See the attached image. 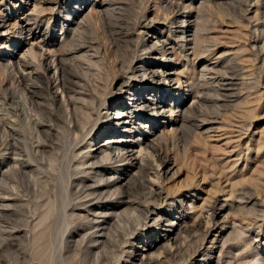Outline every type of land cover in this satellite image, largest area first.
Wrapping results in <instances>:
<instances>
[{
	"label": "rangeland",
	"instance_id": "1",
	"mask_svg": "<svg viewBox=\"0 0 264 264\" xmlns=\"http://www.w3.org/2000/svg\"><path fill=\"white\" fill-rule=\"evenodd\" d=\"M4 22L7 28L0 30V119L4 125L12 120L13 94L19 92L16 95L19 99L22 95L21 100L33 97L30 102L38 106L32 108L34 115L45 123L39 140L34 134L32 143L41 148L40 161L48 165L56 160L45 164L47 174L40 170L33 174L38 183L35 192L22 181L15 184L17 191L21 188L15 192L19 199L0 216V264H143L131 260L132 248L156 231V226L143 221L146 214L134 207L112 209L117 217L107 211L122 199L116 188L87 200L100 213L114 215L100 235L85 214L78 213L86 209L76 190L80 182L88 177V184L97 183L92 171L83 174L78 161L90 156L89 164L95 162L93 171L104 165L103 156L91 153L95 137L110 126L104 116L107 109L128 98L129 89L143 80L147 66L149 71L161 72L163 64L169 68L174 90L161 94L169 95L164 99V116L148 109L141 112L146 117L142 127L149 126L148 120L156 123L155 136L150 137L154 150L146 149L142 156L152 152L155 159L163 155L170 161L176 177L171 174L162 181L167 204L163 200L155 205L165 213L179 208V222L185 228L177 231L171 246L162 244L152 250L144 264H264V0H0V25ZM23 27L37 38L22 37ZM186 30L189 33L184 35ZM159 40L168 43L166 57L153 51ZM33 43L34 50L50 52L61 69L63 65L59 87L70 84L72 71L81 77L75 86L77 96L73 95L81 100L70 117L82 127L81 133L72 130L70 118L56 101L61 92L56 98L55 90L47 86L45 79L55 69L48 76L37 69L31 80L13 83L11 56L25 60ZM80 46L83 51L73 56L71 52ZM152 64H156L154 69ZM138 67L141 76L120 88L121 78ZM27 85L39 88L31 87L35 91L30 95ZM87 92L95 100L80 95ZM85 97L92 113L80 107ZM1 137L0 145L5 136ZM2 157L0 146L1 163ZM124 178L119 197L148 203L152 188L148 171L136 169ZM7 179L13 184L12 176ZM126 208L138 217L144 215L143 222L132 224L119 216ZM215 212H220L216 218ZM128 224L139 225L137 231Z\"/></svg>",
	"mask_w": 264,
	"mask_h": 264
},
{
	"label": "bare ground",
	"instance_id": "2",
	"mask_svg": "<svg viewBox=\"0 0 264 264\" xmlns=\"http://www.w3.org/2000/svg\"><path fill=\"white\" fill-rule=\"evenodd\" d=\"M58 1L59 0H47L48 3L49 2L53 3V2H58ZM25 22H26V20H25ZM4 23L0 25V30L3 29V28H7L6 27L7 24L6 23L4 24ZM152 24H154V23H152ZM20 29H21L22 37H24L25 39L30 40V38H32V40H34V39L37 38L35 35L32 36L30 29H26L24 27L20 28ZM186 33H189V31L186 30L184 32V35ZM145 34H147V33H145ZM144 36H146V35H144ZM153 36L156 37L157 34H155ZM147 38H146V40H147ZM185 38H186V36H185ZM187 42H189V41H187ZM167 44L168 43L166 41H160V40L157 41L155 46H154V48L152 47L154 53L156 52V53L162 55L163 57H166V55L168 54V51H169V50H167V47H166ZM34 47L35 46H34V43H33V45L30 47L31 49L29 50V52L25 54L26 55L25 56L26 59L22 60L21 62L16 60V57L14 58L13 56H11L12 58H11V61H9V64H10V68H12V71H13L12 75H14L13 76L14 77V79H13L14 82L13 83H15V84L18 83L17 81H19L20 79L26 80V81L27 80H31L33 75L38 74L37 73V69L38 70H42L43 73L46 74V76L49 75L51 70L55 69L53 75H51L52 77H49V78L45 79L46 78V76H45L44 79L48 82L47 86L49 84V86H51L52 89L55 90V92H52V93H55L54 96H56V98H59L58 94L61 92V95H62L61 98L60 99H56V101L59 100V102H60L59 104L61 105V107L64 110V111L62 110V112L65 113V111H66V114H67L66 116H68L69 118L71 117V115H72V117H74L73 114L76 113V110H78V102L81 99L79 100L78 98H76L78 100L77 101V100H75V96H73V95L77 96V91L75 89V86L77 87V81L81 77L78 76L79 74L78 75L74 74L73 71H72L73 75H72V77L70 79V84L66 85L64 83L65 85L59 87V85L62 82V80H59V75H60L59 70L61 69L60 66H59V62L57 63V60H55L56 58L52 59L51 58L52 56L51 57L49 56L50 52L49 53L47 52L48 54H46L45 53L46 50L43 51L44 49H42V52L40 53L39 51L34 50ZM80 47L79 48L77 47L78 49H76V50L74 49L75 51H72L71 54L76 57V55L81 53L83 51V49H84V47L83 48L82 47L80 48ZM27 57H30V60L27 59ZM165 60H167V59H165ZM60 63H62V62L60 61ZM155 65L156 64H152L151 68L154 69ZM62 69H63V65H62ZM68 71H69V69H68ZM140 71H141V67L140 68L138 67V68L130 69L129 73L126 74L125 77L122 76L123 78H121V82L119 84L120 88H125L124 86H126L131 80L137 79V77L141 76V75H139ZM39 73H41V72L39 71ZM143 75H144L143 76L144 78L142 77L143 80L142 81H139V80L136 81L135 85L131 89H129L130 91L128 93V98H126V100L118 101L115 105H112L109 109H107L105 115L103 114L105 116V118L107 119V121L109 122L110 126L108 127V129L105 132H103V133L100 132L95 137L93 150H92L91 154L92 155H96V156H101V157L103 156L104 165H102L103 163L101 162L102 166L100 167V169H98L96 171H93L94 170L93 168H95V162L89 164L90 156H88L86 154L87 156L84 155L81 158H79L80 160L78 161L79 162L78 165H81V167L83 166V168L80 167L81 169H83V174L89 175V171H92L93 174L96 175L95 178H97L96 179L97 183L88 184L87 181H85V180L86 179L90 180V179L88 177L87 178L85 177V179H83L80 182V185L78 186V189H76V190H77L81 200L83 202H85V204H81V205L82 206H86L85 210L84 209H82L83 211L78 210V213L79 214L84 213L85 216H83V217L87 219L89 224H91L93 226L95 225L96 228L99 229L98 232L101 233L100 235H102V236L104 234V231L107 229V225L112 220L110 217H112V216H114L116 214V213L114 214L113 210L117 211V210H119V209H121L123 207H127V208L134 207L137 210L139 209L140 212L146 214V217H145V219H143V221L146 220L148 223H151L154 227L156 226V231H153L147 239L138 241L137 245L132 248V251H131V254H130V258H131L132 261H134V262H138L139 261V262L144 264L145 259L148 258V255L150 256L149 253L152 250L161 247L162 244L166 245V247H167V244L170 245V244H173V242L175 243L177 231L178 232L181 231L183 226H184V224L179 222L180 215H181V210L179 208L175 207V208L171 209L169 212L165 213V212H160L157 209V207L159 208V206L155 205V202H157L156 204H158V202H160V201L163 202V200L165 201L167 199V196H165V192L166 191H165V189L163 190V187H162L163 186L162 181H165L164 179L168 178L169 175H171V174L174 175V173H171L173 168L171 166L170 161L168 160V158L162 157L163 155L162 156H158L155 159V157H154L155 155H153V154H152L153 156L151 155L152 152L150 153V155L147 154L145 156H142L143 151H145L146 149L147 150H149V149L150 150H152V149L154 150V148L151 145V143L153 141L152 142L150 141V139H151L150 137L155 136V130H156L155 124L156 123L151 121V120H148V123H149L148 125L149 126L142 127L143 123H141V120L145 119L146 117L142 116L143 113H141V112L143 111V109H148V110H153L155 113L157 111H159L160 112L159 113L160 116H164V114L166 113L164 99L166 97H169V95L173 92V90H174L173 89V87H174L173 84H175V83H173V80L169 77L170 76L169 75V68L167 67L166 64L162 65L161 72L157 71V69H156V71L155 70L149 71L148 66H147V69L144 70ZM39 76L40 75H38V77ZM81 80H83V79H81ZM147 80H148V82H147ZM21 82H24V84H25V81H21ZM19 83H20V81H19ZM79 83H81V82H79ZM136 84H138V86H141V87L138 88ZM27 86H25V88ZM17 87H19V86L17 85ZM28 87H30V89H28V91H27L28 94L34 95L33 91H35V90H33V89H34V87L37 88L38 86L35 85L33 87L32 85H29ZM31 87H33V89H31ZM80 88H81V86H80ZM83 88H84V86H83ZM19 89H21V88H19ZM49 89H50V87H49ZM16 90H17V88H16ZM88 90H86V91H88ZM79 91H81V90H79ZM92 91L90 89V92H92ZM97 91H98V89H97ZM165 92H169V95L166 96V97L161 95L162 93H165ZM17 93H19V92H17ZM16 94H13V96H12V114H11L12 115V118H11L12 120H10V122H7L8 123L7 125H4L2 123L3 119L2 120L0 119V137L1 136H3V137L5 136L4 138H6L5 140H3L4 138L1 140V145H0L1 146V155L3 156L2 157L3 158L2 159V163L0 162V216L1 215L3 216L4 214L6 215V212L9 211V208L12 207L13 203L16 202V200L19 199V198H17L18 194L15 193L17 191L16 188L18 186L16 187L15 184H19L20 181H22L24 184H26L27 188L30 187L31 191L35 192L37 187H38V183H37L36 179L34 178L35 177L34 176L35 173L37 172V170H40L41 173H44V174L45 173L47 174V172H48L47 170H45V168H46L45 164L47 165V163L45 161H42V160L40 161V159L38 158L39 153L41 152V148L38 146V149H37L32 143L33 140L34 141L36 140V139H33L35 136H37V139H38V137H39L38 134L40 132L39 130L41 128L43 129V127H44L43 124L45 122L42 123L40 121V118H38L37 115H34V111L36 109L33 111L32 108H35L36 104L33 105L31 103L34 100L30 102V100H32L33 97H32V99H30L31 97H29L30 100L26 98L27 100H29V102L31 103L30 104V103H28V101L24 97H23V99H25V100H23V99L21 100L22 95H20L21 98L19 99ZM28 94L26 93V95H28ZM36 94H37V92H36ZM80 95L90 96L92 98L91 94L88 95V92H87V94L86 93H80ZM158 95H160V98H158V102H156ZM39 98L40 97H38L37 99H39ZM86 100L87 99L85 97V100L83 99V101L80 103L81 104L80 107L84 110V112H85V109L88 110L87 106L90 105L89 104L90 100L88 99L89 100L88 102H86ZM92 100H95V99L92 98ZM54 101H55V97H54ZM36 102H37V104L39 103L38 101H36ZM91 102H93V101H91ZM54 103H56V102H54ZM29 104L31 106H29ZM92 105H94V104H92ZM40 106H42V105L40 104L39 107ZM41 108L42 107H40V109ZM81 108H79L80 111H81ZM90 108H91V105H90ZM44 109H45V107H44ZM38 111H36L35 113H37ZM89 111L90 110H88V112ZM44 112H46V111L44 110ZM90 112L92 113V111H90ZM39 113H40V111H39ZM82 113H83V111H82ZM51 114H53V113H51ZM80 114H81V112H80ZM46 115L49 116V113L46 114ZM75 116H77V115H75ZM89 116L90 115H88V117ZM81 118H82V116H81ZM65 119L67 120V118H65ZM85 119H86V117H85ZM92 119H93V117H92ZM7 120H8V118H7ZM66 124H67V122H66ZM69 124L73 125V129L72 130H74L76 134L82 132V127L80 128L79 123L75 122L73 120V118H70V123ZM85 125L89 126V124H85ZM82 126H84V123L82 124ZM110 127H111L112 130L110 129ZM48 128H49V126H48ZM84 128H86V127L84 126ZM143 128H148V129L145 130ZM44 133H45V131H44ZM138 133H141L140 137L143 138V140H141V138L140 139H136ZM34 134H37V135L34 136ZM51 134H53V133H51ZM74 134H73V136H74ZM109 134H112L111 137L108 136ZM39 135H42V134H39ZM50 135H47V137L50 136ZM47 139L48 138H45V140H47ZM48 141H49V139H48ZM38 142H40V141H38ZM141 142H143V143H141ZM34 143H36V142H34ZM47 143L48 142H46V144ZM51 144L52 143H50V145ZM144 146L146 148H144ZM47 150H48V148H47ZM95 151H96V153H95ZM43 154H46V153H43ZM144 154H146V151H145ZM53 160L55 161L56 159L53 158ZM31 162L33 164H35V165L31 164ZM53 162L49 161L48 165H51V163H53ZM156 162H158V166L156 165ZM7 166H10V168L9 167L7 168ZM136 169L141 170V171H146L147 170L148 174H149V177H150L149 178L150 180H148V181H150L149 184H151V187H152L150 195H149L150 199H149V202L147 201L148 203H146L144 205H143L144 202L141 205V203H138V201H137V203H136V201H126L123 197H119V196H122V194H123L121 192V189H122V186H124V184H123L124 180H126L124 178V176H130L131 172L136 170ZM8 175L12 176V179L14 180L13 184H11L13 186L10 185V183H11L10 181H9L10 183L8 182V179H9V178L7 179ZM87 175H85V176H87ZM174 176L176 177V175H174ZM40 180H38V181H40ZM42 182H45V181H42ZM20 187H21V185H20ZM25 188H22V189H25ZM116 188H117V191H118L117 194H119V196L117 195L118 198H122V199H120L121 201H120V203H118L117 206L111 205V206L107 207V208H110L107 211L111 210V212L114 215L110 214L111 212L108 213V214L100 213L99 212L100 209H98L97 206H95V205L88 206L89 201H87V200L89 198H92L93 196H97V195H99V197H100L104 193H106L108 191L110 193L111 190L116 189ZM20 190H21V188H20ZM20 190L17 191V192L20 193ZM117 191H115V192H117ZM28 192H30V191L28 190ZM66 193L68 194L69 192H66ZM49 195H50V193H49ZM110 196L113 197V196H116V195L112 194ZM107 197H109V196H107ZM47 199H49V198H47ZM54 203H55V201H54ZM166 204H167V202H166ZM155 206H156V208H155ZM15 207L17 208V206H15ZM18 207H19V205H18ZM191 207H193V206H191ZM212 207H214V206L212 205ZM216 207H217V205H216ZM20 208L21 207H19V209ZM74 209H75V207H74ZM192 209H194V208H192ZM128 211L131 212L129 209H127L124 213L121 212V214L119 215V216L123 215L125 218H128L127 219L128 223H132L133 224V222H136V223L139 224L140 221H142V220H140V218H144V215H143V217L141 215L142 213L140 214L141 217L140 216L138 217V215L135 213L134 210H132L131 213H129ZM212 211H214V210H212ZM76 212L77 211H73L72 210L71 213L74 214ZM12 213H14V212H12ZM219 214H220V212L219 213L215 212L214 213V218H216ZM75 215H77V214H75ZM70 216H71V214H70ZM73 216H71V217H73ZM211 216H210V218H212ZM125 218H123V219L126 221ZM73 219H75V218H73ZM39 220L41 221V219H39ZM119 221H118V223H119ZM121 221H122V218H121ZM41 222H43V221H41ZM208 222H209V218H208ZM210 222H212V221H210ZM123 224H124V222H123ZM117 226H118V224H117ZM128 226H129V224H128ZM131 226H129V227L131 228ZM138 226H137V228L134 227V226H132V227L136 228L135 231H137ZM208 226H210V224ZM118 227H121V226L119 225ZM140 227H141V225H140ZM184 228H185V226H184ZM120 229H122V227ZM178 236H179V234H178ZM167 250H169V249H167ZM150 258H151V256H150ZM154 261H156V260H154Z\"/></svg>",
	"mask_w": 264,
	"mask_h": 264
}]
</instances>
